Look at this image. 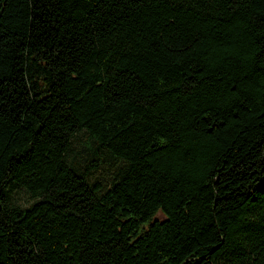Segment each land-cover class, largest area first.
<instances>
[{
	"label": "trees",
	"instance_id": "16d2710c",
	"mask_svg": "<svg viewBox=\"0 0 264 264\" xmlns=\"http://www.w3.org/2000/svg\"><path fill=\"white\" fill-rule=\"evenodd\" d=\"M0 264H264V0H0Z\"/></svg>",
	"mask_w": 264,
	"mask_h": 264
},
{
	"label": "rangeland",
	"instance_id": "374dc122",
	"mask_svg": "<svg viewBox=\"0 0 264 264\" xmlns=\"http://www.w3.org/2000/svg\"><path fill=\"white\" fill-rule=\"evenodd\" d=\"M71 144L76 155V157L74 158L75 166L81 168L84 166L88 155L87 151L83 148V136L80 132L76 133L72 137ZM101 156L106 157V154L103 152L101 153ZM117 165V162H114L112 164H99L95 170H92L87 175V181L89 183L98 181L102 185L103 190L106 187L108 181H110L112 172L115 170ZM8 195L9 201L14 205L23 206L29 202L28 195L22 187H10Z\"/></svg>",
	"mask_w": 264,
	"mask_h": 264
}]
</instances>
